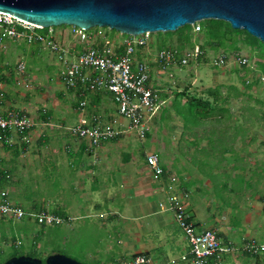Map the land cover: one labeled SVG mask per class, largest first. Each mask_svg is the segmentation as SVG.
<instances>
[{"label": "crops", "instance_id": "1", "mask_svg": "<svg viewBox=\"0 0 264 264\" xmlns=\"http://www.w3.org/2000/svg\"><path fill=\"white\" fill-rule=\"evenodd\" d=\"M66 30L67 28L55 30V36L62 37V41L61 38L59 40L60 42L65 40L62 33H65ZM39 48L47 51L42 46ZM70 49L71 53L75 55L83 47L74 44ZM35 52L38 54V51H30L33 54ZM51 59V65L53 66H50L49 69L53 70L55 68L59 72L61 66L57 61V57L53 55ZM141 60L145 61V58H141L139 61ZM148 64L150 67V87L159 90L162 95L160 100L163 104L168 103L173 108V101L169 102L163 87H159L154 82L156 73L154 69L160 66L156 63L155 58L152 59V63L148 62ZM169 68H173V66ZM60 76L58 79L62 91L59 92V96L66 94L73 99L72 93L67 91ZM178 103L183 105L184 100H180ZM6 105L0 100V115L11 109L10 106ZM90 110H94V112ZM90 110L87 108L74 109V114L71 111L69 113L65 111L62 118L59 117V114H53L50 110H42L37 118L38 121L34 119L35 122H33L26 135L20 137L17 133H9L8 142L5 143L8 145L7 147L3 145V142H0V162H8L11 169V165L15 160L22 166L26 158L28 162L40 164L38 167L40 171L36 176L39 178L38 183H42L46 187L50 186L49 192H52L50 194L53 199L52 202H55L56 208L62 210L66 218V221L60 227L64 226L72 232H77L80 228L85 227L87 219L94 217L96 221L94 226L100 229L98 230L99 233L101 231L107 234L116 232L117 244L120 248L108 242L105 246L107 251L106 264H125L136 255H145L151 260L152 264H164L172 260H176L177 264H182L177 262L179 257L186 251L180 237L182 232L176 226L172 214L165 210L167 198L174 193L183 196L186 212L190 220L196 225L197 230L215 231L223 244L233 248L230 254L222 255L219 258V264H238V258L241 256L250 258L252 253L246 249L247 244L264 245V241H260L264 239V185L260 186L264 179L262 180L258 177V174L251 171L257 167L253 165L248 166L250 170L248 177L243 174L247 168L238 164V161H242L243 158L237 157V152L232 144L236 134L233 132L232 135H229L228 125L219 123L223 124L221 125L222 128L213 125L212 128L208 129L205 127L207 123H198V125L185 128L184 119L177 116L176 113H174L176 119L166 117L165 122L167 120L177 121V118H179L181 124L175 128L169 126L167 130L165 129L167 135L165 134L164 138H167V146L164 147L163 145V149L167 148V155L164 160L153 149L147 151L137 150L136 140L139 138L135 137L136 134L125 131L126 123L119 116L117 117L118 114L110 95L105 94L99 99L98 104L91 105ZM23 113L28 116L25 112ZM161 115H158V120L161 119ZM74 116H76V123H67L69 120L74 119ZM83 116L88 120L93 117H97L101 121L111 118L118 119L121 129L125 132L119 135L115 141H105L98 146H91L86 140L73 138L66 132V128L76 125ZM154 117H150V119L152 120ZM227 119L230 120L229 116L228 118H222L223 121ZM214 122L219 125L216 121ZM199 126L202 128L196 130ZM149 132L150 126L146 134V140L151 138ZM127 136H129V139H127ZM31 143L34 144L31 145ZM10 145L12 146L9 147ZM125 148H127V151ZM112 150H114L115 155L111 154ZM195 153H201L203 158H197ZM148 154L156 155L163 169V176L159 180L153 178L151 170L146 165L145 159ZM231 155L236 156L238 160L237 158L229 159ZM113 156L115 159H112ZM138 157L142 164L136 160ZM113 160L114 164L112 163ZM130 165L133 166V171ZM134 166L136 167L134 168ZM113 169H115L114 173L118 172L121 177L117 183L110 182ZM139 169H141V172ZM206 169L210 171L206 172ZM236 169L241 174H236ZM1 173L6 172L0 171V177ZM98 174L102 178L99 185H105L104 189H101L102 194L105 195L102 201L92 205L86 199L88 197L86 195L91 194L86 193V188L84 189L83 186L89 181L90 186L91 184H97ZM6 176L8 177V175ZM172 177L176 179L174 183L171 181ZM203 177L206 178L203 179ZM71 178L76 179L74 183L78 184L79 188L69 186ZM8 181L7 184H9ZM110 184H113L116 188L110 187ZM237 184L239 185L237 186ZM107 185H109L108 189L105 188ZM258 185L263 189L252 196L251 192ZM169 186L172 189H169ZM74 188L75 191L80 189L82 194L75 193ZM92 189L95 191L98 187L92 186ZM92 189L90 190L92 191ZM127 190H131L132 193L128 194ZM217 191L218 195H226L230 200L231 210L229 215L231 216L234 213L235 217L227 218V222L226 218L222 219V221L206 227L207 219L203 217V214L210 212L211 202H215L214 194ZM155 198L158 207L164 208L161 213L156 211V202L154 201L155 204L152 202ZM8 201L22 206L21 203L14 202L9 197ZM41 203L42 205L37 204V202L33 204L36 207L44 208V202ZM90 208L97 213H93L94 215L89 214ZM239 208H242L239 210L243 212L242 217L238 216L237 211ZM163 213L167 214V223L160 216ZM256 218L259 219L258 224L255 223ZM3 222L7 221L4 220ZM157 227L163 228L166 233L158 241H154L152 237L158 232ZM174 227L177 231H172ZM248 254L249 256H247ZM212 263L214 264L213 260Z\"/></svg>", "mask_w": 264, "mask_h": 264}, {"label": "rangeland", "instance_id": "2", "mask_svg": "<svg viewBox=\"0 0 264 264\" xmlns=\"http://www.w3.org/2000/svg\"><path fill=\"white\" fill-rule=\"evenodd\" d=\"M67 27L68 26L63 28ZM63 28L57 27L55 30ZM104 29L111 31L108 28ZM67 33L68 32L66 30V33L63 34L65 40H63L62 43L65 46L71 48L74 46V44L77 46L81 45L78 39ZM190 34L191 38L186 40L187 45H183V48L178 50L181 55L185 52H191V50H193L192 47L204 43V37L200 31L194 32L192 30ZM60 38L62 41V37L55 36V40L58 42H60ZM167 39V45L174 49L178 43L173 32L151 33V42H149L148 46L141 52L139 50L135 54V57L138 56L139 59L145 58V62L152 63V59L154 58L156 51L159 49L160 42H163V40ZM122 40V36L119 35H114L112 39L110 38V41L115 44V46H118ZM157 44L158 49L156 47ZM81 46L83 47V45ZM236 46V51L232 50L231 46H228L225 50V53L223 52L222 48L217 50L208 48L206 52V62L191 60L186 66H173V68H169L170 66H167L165 69H161L160 67L157 69L155 68L154 70L156 73L154 82L157 83L159 87H163L165 94H167V97L169 98V102H172L174 99V91H181L185 87L189 88L190 92L198 94L204 90L218 88L221 97H225V99H227L225 105L232 116L229 121L223 123L224 125L229 126V135H232V133L235 132V126L237 125L244 128V131L240 130L235 135V139L232 141L233 147L237 152V157L243 158L242 161H238V164L247 168L243 173L246 177L250 175L248 166H259V164H263V171L261 174H259L257 172L258 170L256 169L251 170L252 172L254 171L256 174H258V177L263 180L264 145L261 144V141H264V125L262 120L256 117H259L262 113H264V44L260 42L256 43L253 47H250L243 44L242 42H238ZM32 50L35 49L26 45H19L15 42H6L5 47L0 49V61L2 62V65L12 64L13 72L12 79L10 80L8 73L2 69L5 76H7V81L0 83V100L3 101L4 104H7L6 106H10V110L25 112L28 117L32 119V124L35 122L34 119L37 120L40 113H42V110H50L53 114H59L60 118L64 117L65 111L67 113L71 111L74 114L75 111L71 106V97L67 96L66 94L59 96V92L62 91L58 79L61 75V69L57 67L59 68V72L55 68L53 70L49 69L50 66H53L51 65V57L53 55L47 51L41 50L40 48L35 50L38 51V54L35 52L34 54L36 55H34L33 53H30ZM235 54H239L240 56L243 55L247 58L246 68L242 71L239 65L234 63L232 59ZM218 55H224L227 58V62L222 67L214 66V60ZM18 63H22L24 65V70L21 73L16 71L15 66H17ZM238 70L239 73H237ZM242 79H247L248 82L258 79L259 83L255 82L252 86H250V89H246L242 84ZM160 101L161 102H159V104L161 103V105H159L155 113L152 115V117L155 116L154 119H149V123H147L148 126H150L149 133L151 138L146 140L145 136L143 138L145 140H139L141 139L140 137L137 135L134 136L139 138L136 140V146H138L137 150L147 151L153 149L160 155L161 159L165 160L167 155V148L163 149V145L164 147L167 146V138H164V135H167L165 129L167 130L169 126L171 128H175L181 124V121L179 118H177V121L167 120L165 122L166 117H172L176 119L174 116L175 108H171L170 104L168 103L163 104L162 100ZM246 108H252L253 112L257 115L250 116L249 112L244 111ZM253 112L251 111L252 114H254ZM160 114H162L161 119L158 120V115ZM74 117V119L69 120L67 123H76V116ZM124 122L126 123V121ZM223 124L216 125L214 121H211L210 123H207L205 127L209 129L214 125L215 127L222 128L221 125ZM190 126L191 125L186 122L185 128ZM199 128L201 129L202 127L199 126L196 128V130H200ZM133 133L134 132H131V134ZM127 137V139H129V136ZM57 139L60 140L59 137H57ZM33 144L34 143H31V145ZM125 150L127 151V148H125ZM111 154L115 155L114 150L111 151ZM195 155L199 159L203 158L201 153H195ZM237 157L231 155L229 156V159L233 160ZM112 159H115V157L113 156ZM136 160L141 163L139 157L136 158ZM13 163L11 165V169L8 162H0V171L6 172V175H8L7 180H9V184L6 183L7 186L3 190L7 194V197L13 199L14 202L17 201L18 203H21L22 207L24 208L35 202H37L39 205H42V201L44 202V208L41 207V209L51 210L56 208L57 205L55 202H52L53 199L50 195L52 192H49L50 186L46 187L42 183H38L39 178L36 176L38 171H40V169H38L40 164L37 162H28L27 158L22 163V166L17 160H15ZM112 163L114 164V160ZM132 167L133 166L130 165V168L133 171ZM135 167L136 166H134V168ZM218 169L223 170L222 168ZM114 170L115 169L112 170L113 173L111 172L112 176L110 178V182L117 183L121 177L118 172L114 173ZM139 170L141 172V169ZM205 171L209 172L210 170L206 169ZM235 171L236 174H241L238 169ZM261 175L263 176L261 177ZM255 177L257 176L255 175ZM205 178L206 177H203V179ZM101 179L102 178L98 174L97 184H91L90 186L89 181L85 186H83L84 189L86 188L85 192L91 194L86 195V197L88 196L86 199L89 200L88 202L92 205L96 202L102 201L103 196L105 195L102 194V190L104 189L105 185H99ZM75 181L76 179L71 178L69 180V186H75V188H79V185L74 183ZM238 185L239 184H237V186ZM262 185H264V181L260 184V186ZM92 186H95V188L98 187V189L94 191ZM112 186L113 184H110V187ZM260 186L258 185L257 188L251 192L252 196H255L256 192H258L260 189H263ZM75 188L74 192L78 195H81V190L78 189L75 191ZM105 188L108 189L109 185H107ZM113 188L116 187L113 186ZM90 189H92V191ZM126 192L128 194L132 193L131 190H127ZM217 193L218 191L214 194L215 202H211L212 207L210 206V212H205V214H203V217L207 219V222L205 223L206 227L212 226L216 222L222 221V219L226 218L227 222V218L232 216L235 217L234 213H232L231 216L229 215V211L231 210L230 200H228L226 195L220 196V194L218 195ZM154 201L156 202V211L161 213L164 208L158 207L156 198L152 200L153 204H155ZM251 201L253 202L254 200L252 199ZM241 209L242 208H239L237 211L239 217L243 216V212L239 211ZM89 211V214L94 215L93 213L95 212L92 208H90ZM160 216L163 218V221L166 222L167 214L163 213ZM85 222V227L80 228L77 232H72L64 226L59 228H46L44 235L37 243V251L40 252L42 256L50 254L51 252L66 255L82 264H106L107 251L105 246L108 244V242L113 243L116 245V247L118 246L116 232L113 234H107L101 231V233H99L98 230L100 229L94 226V223L96 222L94 217H90ZM258 222L259 219L256 218L255 223L258 224ZM13 225L16 229H18L16 222H13ZM39 228L40 227L38 225H33L28 229L31 232H36ZM157 228L158 232L152 237V240L154 241H158L166 233L163 228ZM175 230L177 231V229L174 227L172 231ZM32 235L33 234L30 233H28L26 236L20 234V238L18 240L22 247L30 245V241L33 237ZM11 236L12 234L9 231L8 222L0 221V251H2V255H5L10 251V245L12 244ZM180 237L182 243L184 244V241L182 240L183 236L181 235ZM260 241H264V239H261ZM118 247L120 248V246ZM258 254L259 258L257 261L251 257L246 258L245 256H241L238 258V264H264V251H258Z\"/></svg>", "mask_w": 264, "mask_h": 264}, {"label": "built area", "instance_id": "3", "mask_svg": "<svg viewBox=\"0 0 264 264\" xmlns=\"http://www.w3.org/2000/svg\"><path fill=\"white\" fill-rule=\"evenodd\" d=\"M193 31H200L197 23ZM67 34L78 39L83 49L73 55L71 49L62 42L55 40L54 27H37L7 14L0 12V49L6 42H25L39 44L49 53L57 57L61 66V80L66 88H76L77 85L88 86L90 91L101 89L107 91L116 108L118 116L126 121L125 131L134 132L141 139L149 131L148 120L158 108L159 90L151 88L150 67L144 60L137 61L135 54L146 48L151 42V33L146 32L138 36L124 37L119 44L122 49L117 50L104 34L102 28L93 27L80 29L75 26L67 27ZM66 33V32H65ZM62 33V36L63 34ZM66 34V35H67ZM158 49V47H157ZM200 52L198 45L191 52L180 54L178 50L159 47L154 56L161 69L167 66H186L191 60H196ZM239 66L247 65V58L235 54L232 57ZM227 62L224 55H218L214 66L222 67ZM24 65L18 63L16 71L21 73ZM84 103H81L83 106ZM32 127L31 119L16 110H9L0 115V142H8V136L3 132L20 133ZM121 129L118 119L111 118L101 121L97 117L91 120L81 117L76 125L66 128V132L75 138L86 140L91 146L109 141L125 132ZM146 165L152 172L155 180L161 179L163 169L156 155L146 156ZM174 183L176 179L171 178ZM169 189H172L169 186ZM5 192L0 193V218L12 221H21L27 213L16 204L9 202ZM165 210L169 211L175 224L181 230L186 251L177 262L182 264H208V259H213L214 264H219L222 255L230 254L233 248L217 237L215 231L197 230L189 219L183 196L172 194L167 198ZM38 225H61L63 219L49 212L41 211L33 215ZM246 249L252 254L264 251V245L250 243ZM125 264H152L145 255H136ZM164 264H177L176 260Z\"/></svg>", "mask_w": 264, "mask_h": 264}, {"label": "water", "instance_id": "4", "mask_svg": "<svg viewBox=\"0 0 264 264\" xmlns=\"http://www.w3.org/2000/svg\"><path fill=\"white\" fill-rule=\"evenodd\" d=\"M0 12L42 28L99 27L128 36L174 32L185 25L218 20L264 44V0H0ZM2 264L82 263L52 254L43 262L15 256Z\"/></svg>", "mask_w": 264, "mask_h": 264}, {"label": "trees", "instance_id": "5", "mask_svg": "<svg viewBox=\"0 0 264 264\" xmlns=\"http://www.w3.org/2000/svg\"><path fill=\"white\" fill-rule=\"evenodd\" d=\"M200 26V32L202 33L204 37V43L198 45L199 49V56L196 58L197 61L200 62H206V52L207 49H223V52L225 53V50L228 46H231L232 50H237V43L242 42L245 45H248L250 47H253L256 43H260L256 38L250 36L243 30H234L231 28V26L223 21H218V20H204L200 21L197 23ZM194 26V25H192ZM190 25H185L176 31H174V36L176 37L177 45L174 49L176 50H181L183 48V45H187V39L191 38V32L193 30V27ZM202 26V27H201ZM59 27H66V26H59ZM57 27H54L56 29ZM104 31L105 36L110 40L114 37V35H119L122 37H128L127 35L120 34L119 32H116L114 30L108 31L104 28H102ZM170 39V38H169ZM165 41V42H164ZM19 45L23 46H29L30 48H34L37 50L40 45L39 44H27L25 42H17ZM168 39L163 40V42H160L159 47H166V48H171L170 46L167 45ZM158 47V44L157 46ZM193 48V47H192ZM122 46L118 45L117 50H121ZM141 50V49H140ZM223 53V54H224ZM136 60L139 61L140 59L138 56L136 57ZM149 65V64H148ZM241 68V71L246 68V66H239ZM4 69L8 75L10 76V80L12 79V64H7V65H2V62L0 61V83L6 82L7 76H5L4 72L2 71ZM264 69V67H263ZM239 73V70L238 72ZM61 79V76H60ZM259 83L258 79H255L251 82H248L247 79L243 80L242 79V84L246 89H250V86L253 85V83ZM235 89V88H233ZM67 91H70L73 95L72 99V107L75 110H81V109H91L92 104H98L99 99L105 96L107 94L108 96L110 95L107 91L101 90V89H96L94 91H90L88 89V86H81L80 84L77 85L76 88H67ZM174 99H173V108H175V113L177 116L180 118L184 119V123L186 124L189 123L191 126L198 125V123H210L211 121H216V123H225L227 120H222V118H231V114L226 108L225 102L227 99L222 98L218 88H213V89H208L204 90L201 93H193L190 92V89L185 87L181 91H174L173 93ZM111 97V95H110ZM162 98V95L159 92V99ZM184 100L183 105H180L178 101ZM177 102V104H176ZM81 103H84L83 106H81ZM177 105V106H176ZM175 106V107H174ZM17 111V110H16ZM91 112L94 110H90ZM244 111L249 112L250 116L252 115H257L256 113L253 112L252 108H246ZM251 111L254 113L252 114ZM20 113L24 114L23 112L19 111ZM262 120L263 125H264V113L261 114V116L256 117ZM222 120V121H221ZM235 134H237L240 130L244 131V128L240 127L239 125L235 126ZM28 130L23 131L18 133V136L23 137L26 135ZM4 135L8 136L9 134L7 132H3ZM2 133H0L1 135ZM146 136V135H145ZM118 137H115L113 139H110L109 141H115L117 140ZM253 139V138H251ZM3 145L7 147L5 141H3ZM261 144L264 145V141H261ZM10 145L9 147H11ZM263 164L259 165L256 167V170L259 174L263 171ZM7 176L6 173H1L0 177V193L4 192V188L7 186ZM264 198V197H263ZM8 200V197L6 198ZM18 206V205H17ZM21 207L27 215H25L24 218H22L21 221H17V227L16 229L13 225L12 220L7 219V218H0V221L6 220L9 224V231L12 234L11 236V241L12 244L10 245V251L7 252L5 255H2V251H0V264L5 262L7 259L10 257H15V256H29L32 258H37L41 260L42 262L45 260V258L51 254H56L55 252H51L50 254H46L44 256L41 255L40 252L37 251V243L41 239V237L45 233V229L48 227H57L59 228L60 225H52V226H44V225H38L35 218L33 217L34 214L41 212V211H46L49 212L57 217H60L63 219V221H66V218L62 212V210L54 208L51 210H44L41 209V207H36L35 204H32L29 208H24ZM190 219V218H189ZM21 222V223H20ZM33 225H38L40 228L36 232H31L28 228H30ZM62 225V224H61ZM195 225V224H194ZM196 226V225H195ZM28 233L33 234L32 239L30 241L29 246L22 247L21 243L19 242V236L20 234L26 236ZM249 256V254L247 255ZM133 256L132 258H134ZM250 257H253L255 261L258 260L259 254H250ZM131 258V259H132ZM213 259H208V264H213L212 263Z\"/></svg>", "mask_w": 264, "mask_h": 264}]
</instances>
